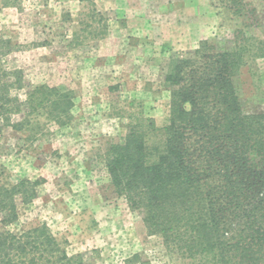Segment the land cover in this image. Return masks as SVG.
I'll use <instances>...</instances> for the list:
<instances>
[{"label": "rangeland", "instance_id": "1", "mask_svg": "<svg viewBox=\"0 0 264 264\" xmlns=\"http://www.w3.org/2000/svg\"><path fill=\"white\" fill-rule=\"evenodd\" d=\"M262 41L264 0H0L2 80L15 83L16 71L23 79L11 95L25 101L34 87L67 94L61 117L49 109L26 117V108L13 115L32 121L20 132L0 116V188L23 183L28 196L14 195L17 219L7 229L41 230L82 264H248L217 261L201 233L152 231L115 191L106 161L149 119V146H164L175 63L196 50L250 46L258 56L234 85L246 113H264Z\"/></svg>", "mask_w": 264, "mask_h": 264}, {"label": "trees", "instance_id": "2", "mask_svg": "<svg viewBox=\"0 0 264 264\" xmlns=\"http://www.w3.org/2000/svg\"><path fill=\"white\" fill-rule=\"evenodd\" d=\"M262 43L259 58L264 59ZM255 54L245 44L235 52L211 46L178 60L164 146H149L145 129L156 132L149 119L134 126L123 143L112 145L106 161L115 191L142 212L152 231L201 233V243L217 250V261L224 263L239 256L248 264H264V113H246L234 85V77ZM14 73L16 82L9 83L2 80L7 72L0 71L4 125L19 132L30 126L28 118L12 120L23 108L26 117L40 109L64 114L67 94L56 88L34 87L25 101L12 96L13 87H23L21 73ZM22 186L0 188V211L8 212L0 219V264H82L81 256L68 258L41 230L19 235L7 229L17 219L14 195L28 198ZM171 239L167 237L170 245ZM177 241L188 244L183 233Z\"/></svg>", "mask_w": 264, "mask_h": 264}]
</instances>
